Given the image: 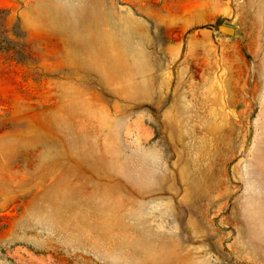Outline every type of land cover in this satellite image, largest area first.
<instances>
[{"label": "rangeland", "instance_id": "obj_1", "mask_svg": "<svg viewBox=\"0 0 264 264\" xmlns=\"http://www.w3.org/2000/svg\"><path fill=\"white\" fill-rule=\"evenodd\" d=\"M0 264H264V0H0Z\"/></svg>", "mask_w": 264, "mask_h": 264}, {"label": "water", "instance_id": "obj_2", "mask_svg": "<svg viewBox=\"0 0 264 264\" xmlns=\"http://www.w3.org/2000/svg\"><path fill=\"white\" fill-rule=\"evenodd\" d=\"M219 32L226 34V35H232L234 33V30L229 27L221 26L219 27Z\"/></svg>", "mask_w": 264, "mask_h": 264}]
</instances>
